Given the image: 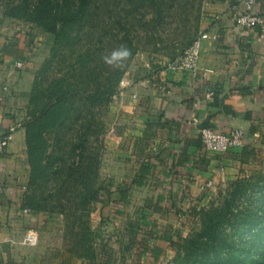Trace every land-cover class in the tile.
I'll return each mask as SVG.
<instances>
[{"label": "crops", "instance_id": "1", "mask_svg": "<svg viewBox=\"0 0 264 264\" xmlns=\"http://www.w3.org/2000/svg\"><path fill=\"white\" fill-rule=\"evenodd\" d=\"M232 5L224 2L222 12L204 20L208 37L195 72L171 70L167 58L142 75H126L110 102L99 175L110 187V204L102 208H107L106 223L115 230L119 227L118 220L112 222L116 216L109 215L112 204L129 207L137 195L144 201L136 203L143 205L142 212L137 220L123 221V233L129 234L131 221L152 223L156 242L170 250L166 232L179 228L178 219L192 218L188 212L208 202L217 186L255 168L264 171V0L257 5L263 23L250 29L235 24ZM27 47L24 32L0 38V137L12 136L0 152V264L18 235L13 219L26 216L20 205L30 174L24 123L34 75L16 61L22 63ZM208 87L212 95H207ZM204 126L219 132L240 128L244 144L222 153L207 151L199 135ZM144 166L147 171L141 174ZM140 175L141 183L126 186ZM208 180L213 182L210 187L204 186ZM27 216L22 217L32 227L45 218L43 213ZM128 246H133L130 240ZM35 251L22 254L24 261L12 251L10 264H48L45 253ZM58 251V264L78 263L76 256L67 260L66 252Z\"/></svg>", "mask_w": 264, "mask_h": 264}, {"label": "trees", "instance_id": "2", "mask_svg": "<svg viewBox=\"0 0 264 264\" xmlns=\"http://www.w3.org/2000/svg\"><path fill=\"white\" fill-rule=\"evenodd\" d=\"M98 1L32 0L20 8L23 14L16 8L8 13L13 17L26 15V20L53 36V52L34 77L24 123L30 175L21 208L37 214L59 207L81 220L89 212L90 204L107 203L110 199L109 184L99 181L106 128L103 112L118 92L119 82L137 47L129 37L130 30L122 24L127 14L119 16L117 32L108 41L103 40L107 32L98 28L102 22ZM124 29L127 32L119 38ZM109 42H114L113 48L124 42L131 49L132 55L124 67L111 68L101 61V55H106L110 48ZM66 51L70 56L76 54L71 65L75 71L70 76L66 72L55 75L44 85L38 77H44L53 67L52 60ZM145 171L144 166L141 174ZM260 180L261 184L255 183L257 189L251 186L250 179L230 181L233 188L223 196L219 193L217 204L193 207L188 213L199 218V225L191 233L182 228L168 230L164 238L178 250L173 264H252V260H246L249 254L241 255L243 250H250L247 242L252 234L258 241L264 238V175ZM141 181L140 175L126 186L133 187ZM175 209L181 211L179 207ZM128 231L130 243L136 245L141 241L140 252L155 254L162 250L156 244V230L146 222L131 221ZM95 235L86 223L80 233L74 234L80 239L76 249L85 250L78 255L91 264L100 260L93 243ZM244 236L250 238L245 240ZM150 237L152 250L147 248ZM250 256L254 258L255 254Z\"/></svg>", "mask_w": 264, "mask_h": 264}, {"label": "rangeland", "instance_id": "3", "mask_svg": "<svg viewBox=\"0 0 264 264\" xmlns=\"http://www.w3.org/2000/svg\"><path fill=\"white\" fill-rule=\"evenodd\" d=\"M228 1L230 5H232V3L234 4V0H155L153 2L145 0V3L144 0H99V8L97 11L101 13L102 22L100 23L101 26L98 28L101 31L105 30L107 32L103 40L108 41L109 36L117 32L120 28L117 23L120 18L119 16L122 15V17H126L127 14V20L126 22L123 20L122 24L126 30H130L129 37L133 38L137 47V51L133 58L128 61L127 69L119 82L118 90L126 75H142L153 65L156 64L160 66V64H163L162 60L167 58L172 59L179 55L199 32L202 31V24L206 17L212 18L214 15L222 12L224 2L226 3ZM28 2H32V0H0V38L14 37L18 32H24L25 41L28 44V52L24 55L21 66L32 72L35 77L40 67L51 58L53 52V36L38 27L35 23L26 20V15L19 17L8 15L13 8H16L14 10L23 14L20 8ZM125 29L120 33L121 35H119V38L127 32ZM107 44L111 49L107 47L108 51L106 55L113 49L114 42H109ZM121 44L126 45L124 42H121ZM67 51L65 55L62 56L60 54L52 60L51 66L53 67L49 69V71L47 70L44 77H38V80L42 81L44 85L55 75L61 76V74H65L66 72L67 76H70L71 73L75 71L71 65L76 61V54H71L70 56V52ZM108 106H106L103 112L104 121ZM46 136H48V133ZM51 141L50 139L49 142ZM93 145L94 144H92V147ZM263 175L264 171L255 168L246 175L236 177L230 181L240 178L250 179V182H252L251 186L254 185V189H257L255 183L259 182V184H261L262 181L260 179ZM99 181L106 184V180L100 178ZM210 181V185L204 186H212L213 182L212 180ZM230 181L217 186L214 192H212L211 198L204 206L209 207L212 203L217 204L220 198L218 196L219 193L223 196L228 189L233 188V185H231L232 182ZM52 186L53 185H49V187ZM26 190L27 189H25V191ZM142 200L143 199L137 195H134L133 201L129 207L122 204L119 206L112 204V207L110 206L113 211H111L109 215L116 216L112 217L114 218L112 222L114 223V221L118 220V231L115 230L111 224L106 223L108 212L105 207H103V211L102 205L104 202H94L90 204L89 212L85 214L81 220L76 219L75 215L70 216L69 213L60 211L59 207H57L55 211L43 213L45 218L40 223L37 222L36 225L34 224L33 227L31 220H26L23 217L28 218L27 214L29 212L33 214L34 212L25 211V209H23V214L26 216L22 215L23 217L19 216L13 219L16 220L15 231H18L16 232L18 235L15 239H11L13 250L10 251H13L14 255L16 254L19 256V261L21 259L24 261V256L22 254L27 253V255L32 256L31 252L33 250H36L35 254L40 256H42L44 252L45 257L49 260V262H47L48 264H58V259H56V257L59 256L58 250H64L66 252V256L64 257L67 260L70 257L75 258L76 256L78 261L77 264H91L78 255L79 252L85 250H82L80 247L76 249V242L80 239L74 236L75 233H80L82 231L83 224L86 223L90 225L96 233L93 243L99 254L98 257L100 260L98 261L97 259L98 264H100V262H108V264H173L178 250L171 243L169 244L170 250H167L164 243L158 240L159 242H156V244H159L158 246L161 247L162 250L155 254L140 252L138 250V245L140 246L141 241L140 244L137 243L138 245L135 247L132 243L133 246L131 248L127 247L128 240L131 239H129L130 236L128 233H123V221L125 220V222H128L133 219L137 220L135 216L137 213L142 212V210H139V207L142 208L143 205L136 207V203L144 202ZM62 202L64 203L65 201ZM53 204H56V202ZM102 211L104 212L103 215L101 214ZM122 216L123 218H121ZM124 217H126V219H124ZM163 217L165 218V222H167L166 219H168V215ZM142 223H144V221H142ZM160 223L163 222L160 221ZM147 224L154 226L152 223ZM198 225V217L188 218L187 220L182 217L178 219V222H175V226L182 228L187 233L196 230ZM114 226H116V224ZM30 230L38 234V242L35 245H29L23 241L25 234ZM248 238H250V236H244L245 240ZM143 244H145V242ZM151 245L149 244L147 247H150V250L153 248ZM247 248H250V250H243L241 256L249 254V257H246L247 261L252 260V264H264V238L258 241V239L254 238V234H252L250 241L247 242ZM120 250L131 251L123 253ZM10 253L8 252L6 254L5 264L11 263L10 257H13ZM250 253L255 254V257L252 258ZM35 260L37 262V257Z\"/></svg>", "mask_w": 264, "mask_h": 264}, {"label": "built area", "instance_id": "4", "mask_svg": "<svg viewBox=\"0 0 264 264\" xmlns=\"http://www.w3.org/2000/svg\"><path fill=\"white\" fill-rule=\"evenodd\" d=\"M263 0H234L232 5V15L235 24L241 29H250L263 23L261 11L257 9V5ZM208 37L205 30L191 41V43L177 56L169 59L166 63L167 68L175 71H191L195 72L198 59L201 53L202 42ZM21 61H16L17 66H21ZM6 90L7 87L3 86ZM212 88H207V95H212ZM203 147L207 151L222 153L231 148L243 146L244 132L240 128H233L227 132L215 131L210 126H204L199 129ZM11 134L0 137V152H2L11 139ZM208 180L206 185H210ZM26 189V186H24ZM25 211H29L25 209ZM23 241L29 245H35L38 242V234L30 230L25 234ZM148 244H153V239H148Z\"/></svg>", "mask_w": 264, "mask_h": 264}, {"label": "clouds", "instance_id": "5", "mask_svg": "<svg viewBox=\"0 0 264 264\" xmlns=\"http://www.w3.org/2000/svg\"><path fill=\"white\" fill-rule=\"evenodd\" d=\"M132 55V51L126 45L121 44L113 48L107 55H101V61L111 68H122Z\"/></svg>", "mask_w": 264, "mask_h": 264}]
</instances>
